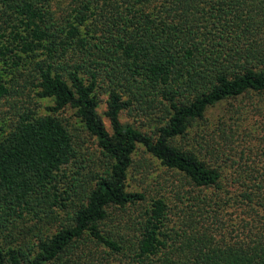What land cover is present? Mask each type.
I'll return each instance as SVG.
<instances>
[{"label": "trees", "instance_id": "trees-1", "mask_svg": "<svg viewBox=\"0 0 264 264\" xmlns=\"http://www.w3.org/2000/svg\"><path fill=\"white\" fill-rule=\"evenodd\" d=\"M5 71L52 104L0 134V264H264V103L249 101L264 92V0H0V97ZM69 107L103 157L91 178L70 168ZM129 109L153 128L122 121ZM193 127L208 158L174 142ZM140 145L199 192L155 194L110 226V207L146 199L128 189ZM183 198L195 214L175 228Z\"/></svg>", "mask_w": 264, "mask_h": 264}, {"label": "rangeland", "instance_id": "rangeland-1", "mask_svg": "<svg viewBox=\"0 0 264 264\" xmlns=\"http://www.w3.org/2000/svg\"><path fill=\"white\" fill-rule=\"evenodd\" d=\"M23 75H27L26 71L24 73H19L18 71H5L2 72V76L7 84L13 88L11 94L0 97V134L3 130H7L11 124L17 118V115L27 108L33 109L38 114L47 113L49 110L48 105L52 104V99L48 97H38L35 95V88L30 87L28 84L25 85L23 81ZM107 79L101 76L99 88L96 89V95L98 99L97 112L102 117L105 127L111 131V125L105 112L107 110ZM255 99L256 102L264 103V92L255 93L249 99L250 103ZM243 101H247L243 99ZM137 108L136 103L133 105ZM228 104L225 101H221L216 105L210 107L206 112V119L201 121L200 127H204L207 122L218 123L219 118L223 116L226 112ZM60 116L66 120L71 132L75 135V138L79 144L78 146V160L75 166L70 168L76 169L77 166L82 165L80 172L84 176L83 178H88L95 175V172L101 171L103 168V157L100 155L99 148L96 143L94 136L90 135L83 125L80 123L79 119L74 114L73 108H67L60 113ZM121 119L124 122H129L131 124L137 125L143 130H148L153 128L151 121L144 119L140 110H127L122 112ZM197 132V133H196ZM203 131L198 130L193 127L188 133L181 137H176L174 142L186 150H192L202 158H208L209 154L204 153L203 148L199 146L200 135ZM203 146V143H200ZM204 154V155H203ZM183 186L188 190H192L194 193H198L197 188H191L186 186V180L183 175L170 169L159 162L150 152H148L142 145L133 153V166L130 172L129 179V190L140 191L146 194V199L142 203H136L127 206L124 209L110 207V218L108 222L110 226L113 224L124 226L130 223L131 219L128 218L131 215L138 214L142 207L149 204L150 198L158 193L170 194L171 190L177 186ZM181 188V187H179ZM205 192V191H201ZM207 193L210 190L206 191ZM171 204L174 202L169 201ZM187 199L183 198V203L177 204L178 207L173 208L172 221H170V226L177 228L179 223L185 224L189 221V218L194 216L195 211L191 209V206H187ZM212 213V212H209ZM205 213V214H209ZM235 215V214H234ZM207 219V216L204 217ZM179 220V221H178ZM231 220H229L230 222ZM179 222V223H177ZM221 227L219 228V230ZM229 236L236 233L235 230L229 231Z\"/></svg>", "mask_w": 264, "mask_h": 264}]
</instances>
